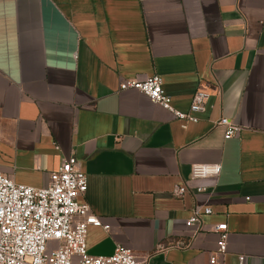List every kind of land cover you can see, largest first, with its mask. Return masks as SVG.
Returning a JSON list of instances; mask_svg holds the SVG:
<instances>
[{
    "label": "crops",
    "instance_id": "1",
    "mask_svg": "<svg viewBox=\"0 0 264 264\" xmlns=\"http://www.w3.org/2000/svg\"><path fill=\"white\" fill-rule=\"evenodd\" d=\"M154 72L176 109L210 92L196 120L119 89ZM71 154L88 177L79 200L109 225H88L90 253L264 264V0H0V171L42 186ZM194 162L221 171L192 178ZM206 205L193 233L186 219ZM219 222L227 248L211 263Z\"/></svg>",
    "mask_w": 264,
    "mask_h": 264
},
{
    "label": "built area",
    "instance_id": "2",
    "mask_svg": "<svg viewBox=\"0 0 264 264\" xmlns=\"http://www.w3.org/2000/svg\"><path fill=\"white\" fill-rule=\"evenodd\" d=\"M162 83V76L154 72L123 78L119 89L139 90L177 117L196 120L194 112L205 109L210 92L203 87L196 88L189 110L182 111L172 106ZM218 123L225 126V138L240 129L239 124L226 116L220 117ZM220 171V162L191 164L192 178L216 176ZM87 185V173L73 154L50 172L48 182L42 186L16 182L0 171V264H146L144 258L121 243H117L110 254H92L87 250L88 225L109 227L91 210L87 201L79 200ZM200 189L203 187L199 186ZM186 191L187 187L182 184H175L171 190L177 196ZM211 211L209 205L192 208L186 224L193 233L202 228V214ZM212 229L218 235L217 248L209 258L214 263L217 254L226 252L228 226L226 222H219ZM239 260H243V255H239Z\"/></svg>",
    "mask_w": 264,
    "mask_h": 264
}]
</instances>
